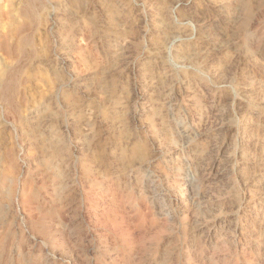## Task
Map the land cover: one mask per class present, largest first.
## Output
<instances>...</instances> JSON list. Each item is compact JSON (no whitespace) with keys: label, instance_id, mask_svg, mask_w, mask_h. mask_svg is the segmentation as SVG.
<instances>
[{"label":"rangeland","instance_id":"rangeland-1","mask_svg":"<svg viewBox=\"0 0 264 264\" xmlns=\"http://www.w3.org/2000/svg\"><path fill=\"white\" fill-rule=\"evenodd\" d=\"M0 264H264V0H0Z\"/></svg>","mask_w":264,"mask_h":264}]
</instances>
